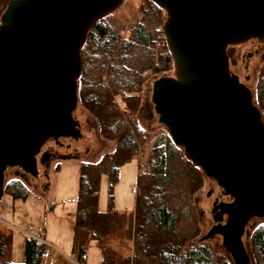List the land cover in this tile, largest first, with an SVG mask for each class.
Instances as JSON below:
<instances>
[{"label": "water", "instance_id": "95a60500", "mask_svg": "<svg viewBox=\"0 0 264 264\" xmlns=\"http://www.w3.org/2000/svg\"><path fill=\"white\" fill-rule=\"evenodd\" d=\"M125 0H12L0 18V200L4 172L37 176L43 145L81 137V50L97 22ZM166 15L173 77L153 83L158 121L185 159L222 190L214 225L233 264H250L242 237L264 220V122L251 91L230 71L234 47L264 42V0H147Z\"/></svg>", "mask_w": 264, "mask_h": 264}, {"label": "trees", "instance_id": "16d2710c", "mask_svg": "<svg viewBox=\"0 0 264 264\" xmlns=\"http://www.w3.org/2000/svg\"><path fill=\"white\" fill-rule=\"evenodd\" d=\"M10 1L0 0V18ZM141 2L129 25L112 14L97 22L81 50L78 103L94 119L99 136L115 145L95 164L80 167L73 248L81 264L91 242L100 252L99 264H232L198 238L192 195L201 185V171L185 159L167 133L155 140L148 163L139 167L133 212H118L111 204L106 212L98 209L101 176L107 177L111 193L120 168L137 156L148 138L136 120L146 78L173 68L162 33L166 15L153 3ZM145 71L150 73L143 78ZM258 76L254 105L264 116V63ZM4 192L13 200L28 197L27 189L18 182L8 184ZM5 228L0 224V264H14L10 260L12 235ZM115 241L118 249L112 246ZM120 247L129 254L123 256ZM248 247L250 264L251 260L264 264V223L250 232ZM45 249L44 243L28 238L22 264H42Z\"/></svg>", "mask_w": 264, "mask_h": 264}, {"label": "rangeland", "instance_id": "374dc122", "mask_svg": "<svg viewBox=\"0 0 264 264\" xmlns=\"http://www.w3.org/2000/svg\"><path fill=\"white\" fill-rule=\"evenodd\" d=\"M142 4L141 0H125L122 5L112 13L123 23L129 25L131 17H135ZM133 19V18H132ZM261 50L255 53L252 41L234 47L232 59L235 64L230 66L233 75L239 78V82L248 88L255 103V95L258 87L259 71L264 61V42L258 44ZM173 68L162 75H149V71L141 74L146 78L140 94V107L136 116L138 126L148 138L140 145L137 156L120 168L119 178L111 193L108 190V179L101 176L98 192V209L106 212L111 204L112 209L118 212L132 213L135 206V185L139 167L144 168L148 163V157L155 140L165 133L166 128L159 123L158 116L154 112L151 101L153 83L163 77H173ZM119 107V100H117ZM74 120L79 124L81 137L77 140L62 138L55 142L50 141L42 149L49 152L51 157L45 163L38 160L37 176L33 177L18 168H9L4 172V189L10 183H21L27 189L28 197L25 201L13 200L9 195L3 194L0 200V224L12 235V250L10 260L14 264H22L24 261L25 242L28 238L42 239L62 250L55 264H69L68 260H76L78 252L73 248V221L76 212V197L80 167L83 163L95 164L104 154H109L114 149V143L103 140L96 129L92 116L78 103L73 113ZM264 122V116H262ZM69 148V149H68ZM182 150V149H181ZM201 185L192 195V201L197 212L200 227V237H203L214 225L212 220V205L215 201L226 203L230 198L223 196L222 190L217 184L207 178L202 172ZM264 223L261 219H252L245 229L242 242L245 250L250 255L248 237L256 226ZM198 238L196 241H198ZM207 247L217 255L224 257L232 263V260L222 247L221 237L216 236L205 241ZM112 246L118 249L119 243L112 242ZM123 256L129 254L125 248H119ZM251 258V256H250ZM100 252L94 242L89 244L86 261L84 264H99ZM233 264V263H232ZM252 264V260H251Z\"/></svg>", "mask_w": 264, "mask_h": 264}, {"label": "built area", "instance_id": "2783aa9c", "mask_svg": "<svg viewBox=\"0 0 264 264\" xmlns=\"http://www.w3.org/2000/svg\"><path fill=\"white\" fill-rule=\"evenodd\" d=\"M43 243L42 240H38ZM46 245V244H45ZM57 252L59 255L61 254L57 251L53 246L46 245L45 251L41 254V262L42 264H53L52 262V254ZM69 264H81L78 259L76 260H69L67 259Z\"/></svg>", "mask_w": 264, "mask_h": 264}, {"label": "flooded vegetation", "instance_id": "af4514ba", "mask_svg": "<svg viewBox=\"0 0 264 264\" xmlns=\"http://www.w3.org/2000/svg\"><path fill=\"white\" fill-rule=\"evenodd\" d=\"M252 43L254 44V46H255V54L254 55H256V54H258V51L259 50H261V46L259 47V45L258 44H260V42L259 41H255V40H252ZM234 52H235V50H234ZM234 54V53H233ZM261 59L264 61V54H262V56H261ZM79 128H80V126H79ZM50 141H52V140H50ZM49 141H47L44 145H43V147L41 148V150H40V153L36 156V160H37V165H38V160H40V162L42 161V163H45V161L47 160V159H50L51 157H56V156H50V153L49 152H45V151H43L42 152V149L46 146V144L48 143ZM53 142H55V141H53ZM55 144H58L57 142H55ZM69 149V148H68ZM7 169H9V168H7ZM231 201V200H230ZM229 201V202H230ZM218 202V201H217ZM219 203V202H218ZM226 203H228V202H226ZM213 226V225H212ZM211 226V227H212Z\"/></svg>", "mask_w": 264, "mask_h": 264}, {"label": "crops", "instance_id": "0c3cea01", "mask_svg": "<svg viewBox=\"0 0 264 264\" xmlns=\"http://www.w3.org/2000/svg\"><path fill=\"white\" fill-rule=\"evenodd\" d=\"M34 239H35V238H34ZM36 240H42V239H36ZM42 241H43V243L46 244V245L53 246L57 251H59V252L61 253L60 255H59L57 252H55V253L52 254V262H53V264H55V262L59 260L60 256H61V255H64L63 252H62V250H59L57 247H55L54 245H52V244H50V243H46V242H44V240H42Z\"/></svg>", "mask_w": 264, "mask_h": 264}]
</instances>
